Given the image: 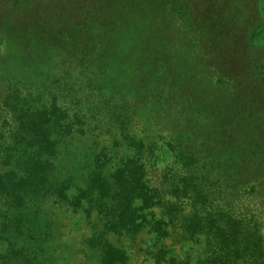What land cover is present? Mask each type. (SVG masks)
I'll return each mask as SVG.
<instances>
[{"label": "trees", "instance_id": "trees-1", "mask_svg": "<svg viewBox=\"0 0 264 264\" xmlns=\"http://www.w3.org/2000/svg\"><path fill=\"white\" fill-rule=\"evenodd\" d=\"M157 1L61 2L15 30L21 39L42 40L45 57L56 62L40 90L27 89L21 75L15 85H0V264H173L164 244L170 236L203 240L195 264H264V217L245 216L234 202L242 189L264 197L260 124L248 125L241 149L218 144L211 153L207 124L178 100L180 109L163 116L171 134L155 108L153 125L136 139L129 131L139 123L127 99L102 91L105 81L95 73L101 46ZM23 4L30 2L15 0L17 8ZM203 112L205 106L201 119L208 120ZM159 150L171 162L151 180ZM63 212L78 215L72 236Z\"/></svg>", "mask_w": 264, "mask_h": 264}, {"label": "rangeland", "instance_id": "rangeland-1", "mask_svg": "<svg viewBox=\"0 0 264 264\" xmlns=\"http://www.w3.org/2000/svg\"><path fill=\"white\" fill-rule=\"evenodd\" d=\"M25 1L30 4L17 8L15 0H0V85H15V75H21L28 79L27 89L40 90L47 86L56 58L45 57L48 49L42 40L35 36L22 40L15 30L34 13L48 17L62 7L61 2L73 1L66 5L71 8H80L81 4L79 0ZM88 1L90 4L93 0ZM144 10L145 16L138 18L137 14L134 23L138 22L130 24L125 34L101 46L95 70L105 81L102 91L106 95L127 99L133 120L139 123L130 134L136 139L146 136L145 127L153 125L148 117L155 108H161V128L171 134L163 116L177 111L184 102L194 116L198 115V123L207 124L205 136L212 144L211 153L218 144L239 147L248 136L246 129L251 122L260 124L257 128L263 135L264 0H159L155 7ZM139 41L143 49L134 45ZM210 46L219 51L212 54ZM147 47L150 50L145 52ZM68 57L58 60L62 63ZM169 96L174 98L166 101ZM203 106L208 110L203 112L209 115L208 120H204L206 116L201 119ZM244 152L248 154L246 149ZM155 153L150 164L151 180L171 162L163 151ZM234 199L245 216L264 217V197L255 191L242 189ZM77 216L63 212L59 217L67 236L75 233ZM164 244L168 255L176 258L173 264H195L203 250L201 238L190 241L170 236ZM145 259L144 263L154 264L153 259Z\"/></svg>", "mask_w": 264, "mask_h": 264}]
</instances>
